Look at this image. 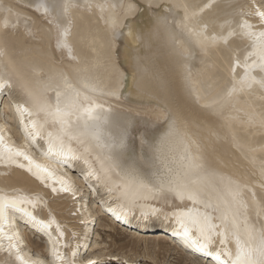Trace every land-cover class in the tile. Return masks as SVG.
<instances>
[{
    "label": "snow or ice",
    "instance_id": "obj_1",
    "mask_svg": "<svg viewBox=\"0 0 264 264\" xmlns=\"http://www.w3.org/2000/svg\"><path fill=\"white\" fill-rule=\"evenodd\" d=\"M215 6L216 0L195 8L186 0H149L148 11L159 9L150 18L152 29L167 36L190 100L188 107L174 109L147 92L160 109L152 119L120 110V101L127 99L121 92L123 73L98 75L87 54L81 60L76 51V13L95 15L113 41L125 37L135 42L140 34L125 21L139 11L137 4L28 0L54 48L73 62L76 76L60 72L31 81L10 60L0 64V89L13 87V76L20 88L22 98L11 107L23 141H12L0 126V165L24 170L51 194L70 193L73 198L79 188L65 168L81 166L87 186L105 190L106 210L117 221L167 222L184 249L211 258L212 264H264V159L256 155L264 154V144L247 146L240 138V133L257 132L264 137V0H244L228 18L210 25L204 16ZM32 23L30 16L0 2V31H15L21 24L28 29ZM197 49L205 55L228 52L220 90L212 97L191 77L188 64ZM4 57L6 48L0 45ZM138 76L139 68L134 73L139 86ZM161 122L166 125L162 134ZM137 124L143 131L133 137ZM221 141L248 162L247 171L233 174L219 166ZM47 195L0 187V252L8 257L4 264H104L98 257L80 258V234L61 225ZM44 208L49 209L46 218L37 212ZM18 221L47 237L44 253L25 251ZM88 223L80 220L85 230Z\"/></svg>",
    "mask_w": 264,
    "mask_h": 264
},
{
    "label": "rangeland",
    "instance_id": "obj_2",
    "mask_svg": "<svg viewBox=\"0 0 264 264\" xmlns=\"http://www.w3.org/2000/svg\"><path fill=\"white\" fill-rule=\"evenodd\" d=\"M5 6H12L14 11H19L24 16H30L33 20L31 26H34L33 34H26L25 27L20 25L15 31H0V45L6 48V57L0 58V64H8L9 60L15 67L29 80L33 81V74L44 72L47 76L55 77L58 73L65 71L66 67L69 73L75 77L76 73L73 68H68L64 65V62L55 52L53 42L49 33L46 31V25L43 23L27 3L21 2V0H0ZM133 3L139 6V11L135 15L128 17L126 23L133 25V28H138L141 31H147L151 29V17L153 13L159 11V9L153 7L152 11L147 10V4L149 0H132ZM172 3L174 0H153V3ZM186 2L193 8L198 7L206 2V0H186ZM244 0H224L219 5L215 6L211 11L207 12L204 16L205 21L210 25L222 22L225 18H228L234 12V5L243 3ZM77 16V29H76V51L81 57V60L86 59L90 65H93L92 71L98 75L106 76L109 73H123V86L121 92L127 99L120 101L121 107H129L137 111L144 112L145 118H152L153 114L160 111L156 107V100L149 99L148 96L141 94L135 88L134 83V67L133 56L141 54L143 52L141 45L138 41H132L130 38L120 37L115 42L112 40L110 33L106 31L102 24L96 21L95 15H89L88 13H76ZM127 33V29H124ZM82 38V39H81ZM94 40V44L92 41ZM91 47L95 48V51H91ZM228 58V52L224 49L210 52L207 55V61H211L213 66L203 72L200 86L203 92L207 93L209 97L216 95L220 90L222 79L225 75L226 61ZM56 67L59 71L53 70ZM2 71V69H0ZM57 72L56 74H54ZM45 75V76H46ZM13 87L8 88L4 94L5 100L16 101L22 98L19 85L13 76ZM2 96V98L4 97ZM4 99V98H3ZM6 109L0 107V121L7 124L9 132L12 131V124L8 117ZM147 115V116H146ZM9 120V121H8ZM11 124V125H10ZM10 126V127H9ZM166 125L159 126V132H164ZM143 131V128L137 124L132 130L133 137H137L139 133ZM11 134V133H10ZM12 135V134H11ZM256 137H250L243 133H240L241 142L247 146L259 147L264 144V137L260 133L254 135ZM18 141L17 138H14ZM260 159H264V154L257 153ZM75 171V170H72ZM10 179V180H8ZM14 174L1 177L0 184L6 188L13 185L20 184L22 188L27 190H34L32 185L24 184L21 179L19 182L13 181ZM42 193H45L42 191ZM87 203L90 202L94 206L95 202L100 204V200L93 195H88V198H84ZM49 208L51 211L62 221L64 225H70L74 227L72 223H69L70 211L73 209V205H69V202L63 199L52 200L48 198ZM57 204V205H55ZM66 205V206H65ZM91 205L90 210L93 212L99 210V214L96 219L101 223H106L112 226L111 232H104L102 228L96 224L95 228L90 229L89 238H92L96 233L97 236L93 238L97 242L98 247H95L96 251L103 249V253L110 255H118L119 261L104 262V264H127V261H133L134 264H209L206 259L197 257L192 252H188L182 249L180 245L171 243L170 240H162L158 238V232H162L160 229H146L144 228H130L123 226L113 220L108 214L102 212L101 209L94 208ZM100 206V205H99ZM105 208H107L105 206ZM48 208L41 209L40 214L45 215L48 213ZM96 211V212H97ZM91 212V213H92ZM32 229V228H31ZM68 229V228H67ZM29 230L25 228V231ZM34 230V229H32ZM130 231V232H129ZM164 235L166 233L165 231ZM26 233V232H25ZM94 233V234H93ZM149 233V234H148ZM36 233L27 232V241L37 244L38 248L31 247L29 254L32 253H44L42 251V240L36 236ZM152 234V235H151ZM110 235V237H107ZM151 235V236H150ZM156 235L155 237H153ZM149 236V237H148ZM169 237V236H168ZM178 245V246H177ZM88 246L83 250V257H87L90 252H87ZM85 252H87L85 254ZM97 253V252H95ZM94 253V254H95ZM85 254V255H84Z\"/></svg>",
    "mask_w": 264,
    "mask_h": 264
},
{
    "label": "bare ground",
    "instance_id": "obj_3",
    "mask_svg": "<svg viewBox=\"0 0 264 264\" xmlns=\"http://www.w3.org/2000/svg\"><path fill=\"white\" fill-rule=\"evenodd\" d=\"M223 1L224 0H216V6L219 5ZM21 2L28 4V0H21ZM35 15L38 16L37 13H35ZM21 25L24 27L23 24H21ZM134 30L138 31L140 34V39L138 40V42L140 43L141 48L143 50V52L141 54H137V55L133 56L132 63H133L134 70H135V72L137 71L138 68L140 70V76L136 77V79L141 81L139 86L136 82H134L135 83L134 85L136 87L135 89L144 95H146L145 93H147V92L154 93L158 97V99L160 100V102L162 104H168L171 107H173L174 109L188 107V105L190 104V100L187 96V93L185 92V90L183 88V68H182L181 64L178 62L174 53L172 52L171 44H170L167 36L165 34H159V35L155 34L152 27H151V29H149L147 31H141L138 28H135ZM25 31H26V34H33L34 33L33 32L34 26L30 25L28 29H25ZM110 36H111V34H110ZM119 38H117L116 40H118ZM53 46H54V44H53ZM54 50L56 53H58L59 57L64 62L65 66L67 65L68 68L74 67L73 62H71L66 56L62 57L61 53L59 51H57L55 48H54ZM209 54L210 53H208L207 55H209ZM207 55L200 53L199 49H197L196 58L191 60L188 64V67L190 68L192 80L200 88H201L200 81L203 79L202 78L203 72H207V70H209L213 66V63L211 61H207ZM64 68H65V71H63V72H69V70L66 67H64ZM53 70L59 71L56 67H54ZM56 73L57 72H55L54 74H56ZM42 75L45 76L46 74L42 71H40L39 73L33 74V81L39 80ZM7 90H8V88L0 89V107L3 106L6 109V111L8 112L7 114H8L9 120L11 121V124H12V128H11L12 131L9 132V130L7 129L8 128L7 124H4L5 122L2 123L0 121V126H3L5 128L6 134L11 138L12 141H15L14 138L16 137L18 141H15V142L19 144V143L23 142L22 141V133L18 131L17 120L15 118L14 110L11 107V105L15 101L7 102L8 100H5L6 96L4 94L7 92ZM3 95H4V97H3L4 99L2 98ZM245 99L246 98H244V97L241 98V105H244ZM16 101H18V100H16ZM257 103H259V101H257ZM128 109H130V108L127 106L121 107V105H120V110H128ZM131 110H132L131 111L132 115H135L137 112L144 115V112L137 111L135 109H131ZM159 112L160 111H158V112L155 111V113L152 116V119H155V117L159 114ZM159 133L162 134L163 132H159ZM254 135H256V134H254ZM254 135H248V136L256 137ZM221 145L222 146H221L220 150L216 154V156L218 157V159L220 161V164H219L220 167H222L225 171L231 172L233 174H238L240 172H244V171H247L249 169L250 166L248 165V162L242 156H240V154L237 152V150L235 148L231 147L225 141H221ZM256 155L258 157L257 153H256ZM259 155H262V154H259ZM37 157L39 158L38 153H37ZM258 159H260V158L258 157ZM80 169H81V166H76V165H74L70 168H65V171L67 172L68 176L72 178V180L75 182L76 186L79 188V192L75 198H73L70 193H67V194L66 193L51 194L50 189H43L42 186H39L38 182L35 181V179L30 176V174L26 173L24 170L17 169L15 167H12L11 169H9V168L5 167L4 165H0V176L5 177V176H9V174L13 173L14 174V180L13 181L19 182L20 180H18V179H21L24 182V184L28 183L29 185L34 186L35 187L34 190L41 191V192L43 191V192L47 193L48 195L46 196V199H48V198H51L52 200L63 199V200H66V202H69V205H73V209L70 211V215H69V219H70L69 223H72V225H74V227L71 228L70 225H66V229L68 228V230L76 231L80 234L81 247H80L79 252H80V258L81 259L97 258L98 257L103 262H107V261L113 262L114 259H112V257H118V255H110V254L103 253L102 252L103 249H99V251H96L95 247H98V245H99V244H97V242H95L93 240V238L95 236H97L96 233L95 234L93 233L94 234L93 237L89 238L90 229H92L91 228L92 225H93L92 231L94 230V228H95L94 225H96V224H98L104 232H108V231L111 232V230L113 229L112 226H109L106 223H101V222H99L100 221L99 219L98 220L96 219V217L99 214V210L98 211L95 210L92 212L90 210L92 203H90V202L87 203V201L84 199V198H88L89 194L93 195L94 193H95V196L97 195V197L99 198L100 204H98V202H95L97 204H95L94 206L92 205V206L94 208L97 207V209H101V206H102V208H103L102 212H105L106 214H108V216H110L117 223H119L123 226H126V227L130 228L131 230H133V228H136V227L144 228V230H146V229H148V230L149 229L150 230L151 229H160V230H162V232H160V231L158 232V234H157L158 238L161 237L162 240L168 239L171 241V243H173V244L177 243L178 245H180L182 247L178 238L173 236L171 226L167 222H164L160 219H150V220L144 221V220H141L138 218H132V219H130V222H128V223L117 221L111 215V213H109L106 210L107 208H105V206L106 207L108 206V204H107L108 197H107L105 190L103 188H99V186H97V188H98L97 191H93L92 189H90L87 186V184L84 182L83 177L81 176V170ZM72 170H75V171H72ZM8 180H10V179H8ZM0 187H4V186H2L0 184ZM13 187L22 188V185L15 183V185H13L12 187H8V188H13ZM55 205H57V204H55ZM40 211H41V209L37 210L38 215L42 218H46L47 213L45 215H42V213L40 214ZM73 212H77V215H75V216L72 215ZM57 219L59 220V222L61 223L62 226H65L64 222H62L58 217H57ZM81 219H85V220L89 221L88 227L86 230L80 224ZM18 224H19V230L22 233V236L24 239L26 252L29 253V251L31 250L30 248L33 247V245H34V248H38L37 244H33L32 242L27 241V238H26L27 232L32 233V234L36 233L34 238L36 236H38L39 240L43 241V243L41 244L42 245V251H44L49 246L48 242H47V237L43 233L36 231V230H32L33 228L31 229V226L25 225L22 221H18ZM128 224L130 226H133V228L129 227ZM25 228H28L29 230L25 231ZM85 231H87V238L86 239H84ZM163 231L168 233L169 237L166 236L167 234L164 235ZM155 236L156 235H154L153 237H155ZM107 237H110V235H107ZM166 242H167V240H166ZM85 244L88 246L87 252H90V253H88L89 255L87 257H83V255L81 256V254L83 253V250L86 249V247L84 246ZM182 249H184V248L182 247ZM185 250H187L188 252L189 251L192 252L189 249H185ZM87 252H85V254ZM95 252H97V253H95ZM192 253L195 254L197 257H200L202 259H206L208 262H210L209 264H212L211 258L204 257L199 253H194V252H192ZM7 259H8V257L6 255V253L0 252V264H4V261ZM49 259H50V257H49ZM127 262H128L127 264H134L133 261H127Z\"/></svg>",
    "mask_w": 264,
    "mask_h": 264
}]
</instances>
